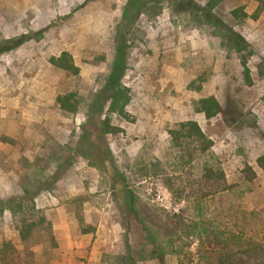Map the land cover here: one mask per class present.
I'll use <instances>...</instances> for the list:
<instances>
[{
    "label": "rangeland",
    "instance_id": "1",
    "mask_svg": "<svg viewBox=\"0 0 264 264\" xmlns=\"http://www.w3.org/2000/svg\"><path fill=\"white\" fill-rule=\"evenodd\" d=\"M207 1L0 0V43H21L0 52V138L15 141L0 143L1 169L11 173L0 182V201L22 197L27 183L48 181L51 192L39 195L37 207L50 222L57 219L47 193L61 194L69 219H75V236L96 225H82L83 204L97 205L102 226L118 223L121 230L112 234L96 264H264L245 255V236L264 238V173L256 163L264 156V13L236 24L232 11L252 16L254 3L227 0L207 14ZM217 27L249 44L251 84ZM38 37L42 43H36ZM63 53L71 55L78 76L49 63ZM119 60L135 122L114 118L111 124L122 132L101 136L98 125L108 105L104 87ZM68 93L80 103L76 115L61 113L56 103L57 96ZM210 96L222 113L207 120L195 112L194 103ZM187 121L196 122L212 142L206 153L204 143L169 134ZM85 130L93 134L92 153L105 173L55 174V165L82 163L70 151ZM66 154L71 158L66 160ZM245 165L256 173L252 183L242 177ZM210 167L223 170L231 189L207 198L193 195L189 179L201 178ZM82 178L99 193L70 198L65 183ZM124 187L138 198L144 226L125 219ZM158 191L172 205L169 210L156 200ZM203 228L209 229V243ZM57 238L52 241L45 233L34 248L37 264H88L87 256L68 252L64 238ZM2 239L22 249L8 211L0 222Z\"/></svg>",
    "mask_w": 264,
    "mask_h": 264
},
{
    "label": "trees",
    "instance_id": "2",
    "mask_svg": "<svg viewBox=\"0 0 264 264\" xmlns=\"http://www.w3.org/2000/svg\"><path fill=\"white\" fill-rule=\"evenodd\" d=\"M227 0H208L204 7V11L207 14H212ZM254 3L256 5V11L252 16H249L243 9H235L232 11V16L236 24H242L248 19L256 21L258 17L264 13V0H239ZM138 2V1H137ZM219 36L226 40L225 48L228 52H234L240 57V64L243 69V75L248 84H251L250 69L248 67L249 59L251 57L249 44L242 39L238 34L230 31H222L218 28ZM20 45V39H13L10 41H4L0 43V52H6L9 47L10 50L15 47L12 44ZM7 47V48H6ZM49 63L66 73L68 76L76 77L80 74V69L75 66L73 59L69 53H63L60 57H52ZM122 61H116L114 70L107 79L104 87V96H106L108 105L105 111L104 120L98 125V132L101 136H115L120 131L119 128L114 127L111 124L112 119L134 123L135 118L128 112V107L132 102L131 90L125 84L121 82L122 77L120 70L122 68ZM201 90L200 87L196 89ZM56 103L59 106L60 112L65 115H76L80 110V103L75 93H68L66 95H59L56 98ZM194 109L196 113L203 114L207 120L215 119L222 113V106L219 101L210 96L194 103ZM180 130L169 133L177 139H187L202 142L201 151L206 153L211 147L212 142L207 139L199 125L194 121H187L179 125ZM81 129H85L81 127ZM0 143L14 145L15 141L9 137L2 136ZM76 148L73 150V156L81 157L89 162V165H96V158L92 151L95 148L93 143V134L84 131L83 137L79 138L75 144ZM63 149V147H60ZM258 168L264 173V156H261L256 161ZM242 177L249 183H252L256 179V173L249 166L245 165L241 171ZM193 180V181H191ZM191 181V189H193V195H200L202 198H207L215 194H220L231 189L227 185L225 174L221 168H205L204 174L199 179H189ZM23 196L20 198H9L5 201H0V222L3 215L8 211L12 216L13 226L19 235L22 249L19 250L13 242L2 239L0 241V264H37L36 254L34 248L42 243L45 233L54 240L52 223L46 218L42 210L38 209L36 199L43 192H51L52 185L48 181H36L27 183L26 187L23 186ZM181 195L182 189L178 191ZM124 193V210L125 219L133 218L141 225H145L142 220L138 198L135 193L128 189L123 188ZM176 193V195H179ZM180 219L179 216L175 217ZM149 231L148 229H145ZM205 232L206 243L211 242V235L209 229L203 228ZM92 228L83 231L84 234L93 232ZM256 237L245 236V255L249 258L262 261L264 263V238L260 239L258 234ZM124 239L128 242V232H126ZM202 240V239H201Z\"/></svg>",
    "mask_w": 264,
    "mask_h": 264
},
{
    "label": "crops",
    "instance_id": "3",
    "mask_svg": "<svg viewBox=\"0 0 264 264\" xmlns=\"http://www.w3.org/2000/svg\"><path fill=\"white\" fill-rule=\"evenodd\" d=\"M41 15H44V13H41ZM37 16V15H35ZM22 31V30H20ZM41 31H44V29H42ZM25 36V35H23ZM41 38V37H38ZM43 38L35 40V39H31L35 40L37 44L42 43ZM28 43V42H27ZM35 43V44H36ZM26 44V42L24 43ZM23 44V45H24ZM22 45V46H23ZM3 117V115H2ZM57 142L59 144H61V146L65 147L68 146V142L64 143V142H60L57 139ZM70 142V141H69ZM71 158V154H66V160L67 158ZM129 157H131V155H129ZM82 163L79 164L78 166L75 165H71L66 163L67 165H61L60 167H58L57 165L54 166V173H59V170H62V172H60L62 175H64L66 172L72 170L73 173L76 172V175L83 177V174L88 173L89 171L96 173V174H104L105 170L100 169V167H95V166H89L88 162L81 158ZM63 166L67 167L65 168V170L63 169ZM1 165H0V182H2V184L5 182V177L11 175L10 172H5L4 170L1 169ZM73 168L75 170H73ZM107 170V169H106ZM71 172V171H70ZM87 179H78L77 182H72V181H68L67 183H65L64 187L66 188L68 194L70 195V198H74L77 196H92L93 194H98L99 192L97 191L96 193L95 190V185H91L90 187L86 186L84 184V181ZM62 183V179L60 178L56 185H60ZM124 186V185H123ZM113 190H115V187H112ZM122 189V188H121ZM128 189L132 190L131 187H128ZM98 190V189H97ZM120 190V189H118ZM48 196V202L50 204L51 207H53V211L56 212L57 215V219H51L52 223H53V229H54V237L55 240L57 241V234H60L66 243V248L68 250V252H71L72 254H75L77 257L79 256H87V259L85 257V259L87 260L88 264H96V263H100V252L103 250V248L106 247L105 244L110 243L112 241V234H115L118 230H121V227L119 226L118 223H114L111 226V229H106L104 226H102L103 222L105 221L104 216L100 215V208L97 205L94 204H90L89 202H85L83 204L85 210L83 212L84 219H81V223L82 225H86V226H92L91 224H96L95 228L93 227L92 229L95 231L91 232L90 234H79V236H75V231L74 233L72 232V224L75 221V219H69V213L70 211L66 210V205L65 203H63V196L61 194L59 195H50L49 193H47ZM68 200V199H67ZM99 218H98V217ZM48 217V216H46ZM98 218V219H96ZM101 218V219H100ZM49 219V217H48ZM85 226V227H86ZM103 232H105V234H103ZM94 233V234H93ZM85 264V263H83Z\"/></svg>",
    "mask_w": 264,
    "mask_h": 264
},
{
    "label": "built area",
    "instance_id": "4",
    "mask_svg": "<svg viewBox=\"0 0 264 264\" xmlns=\"http://www.w3.org/2000/svg\"><path fill=\"white\" fill-rule=\"evenodd\" d=\"M149 195H151V194H149ZM156 200L159 201L160 203H164L165 205H167V206H165L167 210H169L172 207V205L163 197V195L160 191H158L156 194ZM173 211L178 213L179 209L176 208Z\"/></svg>",
    "mask_w": 264,
    "mask_h": 264
}]
</instances>
